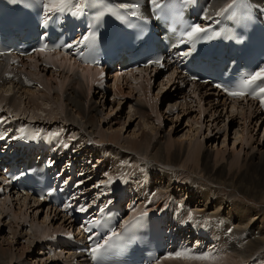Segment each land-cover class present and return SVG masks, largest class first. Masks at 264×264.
Segmentation results:
<instances>
[{"label": "bare ground", "instance_id": "obj_1", "mask_svg": "<svg viewBox=\"0 0 264 264\" xmlns=\"http://www.w3.org/2000/svg\"><path fill=\"white\" fill-rule=\"evenodd\" d=\"M225 1L226 0H209V4H210L209 8L211 10H215L216 8L222 6ZM50 70L51 72L47 76L46 73H48V71ZM30 73H31L30 75L31 77L34 76L37 78V80H35L37 82V85L32 90L30 88L24 87L26 86V84L24 83L29 82L28 78L26 77V74H30ZM101 74L102 71H100L98 67L84 65L82 63L80 64L79 62L75 61L71 56L59 52L44 53L37 51L34 52L32 55H27L23 57L15 56L13 54L2 55L0 56V110H2V112L6 111L4 113H6V115L8 116H11L7 114L9 113L10 110H12L14 113H17L18 111V114L21 113L24 116H28L32 114V116H30L31 121L35 117H40L39 116L40 114L38 113L41 110L42 111L41 115H43L44 119L61 120L60 122H63L64 125L67 126L65 128L66 135L72 137L73 136L77 137V135H80V137L77 139L78 140L77 143L81 147L78 150L74 148L73 150H75V152L83 154L86 153V150L88 149L89 151L87 153L92 152L93 149L98 152V148L100 146H98L97 144L101 143L104 146L111 144L109 139L110 137L113 136L107 135L106 131L102 129L101 119L99 118L98 109L91 107L90 104H87L88 102L87 103L85 102L86 97L85 96L82 97V94H85V89H88V93H91L95 88V86H98L99 88L101 86L103 89H105L104 85L106 80L105 77L102 76ZM137 74L142 75L143 77L141 76L136 77ZM160 76L162 77L161 79H164L169 84H171L172 82L176 84V82L179 81L185 83L183 85L181 83V87L179 86L181 88L180 92H182V90H185L187 94H189L190 96H194L195 98H198L199 101L200 100L202 101L203 98L205 99L208 98L209 102H212V104L217 105L214 107V110L217 113L220 108L222 110H225L226 107L223 106L231 105L233 114L237 112L240 113L239 111H242L240 115L243 114V118L246 117L248 118V120H250L251 118L256 117L257 120L255 121H257V123L259 122V120L264 119L263 113L259 111L255 113L256 109H258L255 101L250 99H243V100L224 99L220 97V93L213 90L211 86H207L206 84H202L198 82H194V83L187 82L182 72L175 69H173V71L167 72L166 74L160 73L155 75L154 71L148 70L145 67L135 72L131 71L129 72V74L126 75L114 76L115 93L117 92L123 93L125 88H127L129 89V92L132 91V93L130 92V94L132 95L133 92L135 94L136 93L139 94L138 96L144 95V91L146 89L148 90V87H150L151 84H153V80ZM119 80H121V82ZM163 81L161 83H163ZM123 83H126L125 88L122 85ZM160 85L163 86V84ZM9 86L10 88H7ZM180 92L178 94L181 96L182 99V95ZM102 95L104 97L105 92H103ZM145 98H147V96ZM183 98H184L183 100H185L186 96L183 95ZM189 99H192V97H190ZM183 102H182V107L184 105ZM43 103H46V105H43ZM159 104L160 101H157L155 104H152L154 105L153 107L154 111H152L153 113H156L155 109H157V106ZM198 105L200 104L198 103ZM142 108L143 107H141V109ZM214 113H212L211 116H213ZM149 114L150 113L148 112H144V116H147L148 119L151 120V116H149ZM156 115L158 119L161 116L159 115V113H156ZM13 118L15 119V117ZM148 122L151 123L150 121ZM67 128L70 130L72 129L73 133L72 131L69 132ZM74 132H77V134H74ZM188 134L191 135L190 132L187 133V136ZM247 137L245 141H247V143H250ZM114 138H116V136H114L112 139ZM203 138L206 137L204 136ZM68 139L70 140V138ZM151 139L152 138H150L149 134L146 133L141 137V139L130 140L128 142L129 144L128 147H132L133 149L138 150V154L141 153L144 154L143 148L146 146V143L150 142ZM57 140L60 141L59 139ZM172 140H173L172 137L168 138L167 140L164 139V141H167L166 145H163L162 142L158 141L162 143V145L159 146V149L156 152L151 151V153H149L150 155H147L146 157L143 156V158L153 157V159H158L164 163L161 164L162 166L160 165V163L158 164L157 162L146 163L143 165V166H150V169H148L151 172L150 182H151V178H153L152 171H155L156 169L158 170V172H161L162 175L174 176L175 178H173L172 180L178 181L180 176L184 175L180 179L182 180L180 181L181 185L184 186L186 192L188 191L189 194H191L190 197L194 198L195 195H197V193H202L200 192L201 187L200 189H197L195 186L197 182L195 175H197L201 177V179L204 178L208 180L210 183H213L214 187H217L216 184H221V186L230 187L231 189L237 190L239 193L240 192L248 193L249 196L251 197L255 196L259 198V200L261 199L264 202V150L261 151V149H258L257 153L253 152L252 155H249V152L246 153L247 158L246 159L243 158L244 160V161L242 160V163L244 162L243 165L240 163V159L239 161L238 159H235V165H239V166L237 168L233 167L234 168L233 169L232 166H230V168H228L229 166L227 167L228 162H226L224 157H221L222 159L214 158L215 160H213L211 158L212 157L211 149L210 151H207L206 149L205 152H202L201 150L202 148L203 149L205 148V144L202 140L199 139V137H194V139L190 138L188 141H186L185 139H181L182 141H175V140L172 141ZM170 142H172L173 144L171 143V145H168ZM113 145H117V144L114 143ZM172 145L174 146V148ZM117 147L122 149L120 145H117ZM252 147L253 145L251 146V148ZM253 148L255 149V147ZM113 152H117V151H113ZM185 153H187L186 155L187 158H185L184 162L181 164L183 167H185V169H180L179 170L180 172L176 173L175 168L179 165L181 161L180 157ZM84 158H82V163H83L82 170L83 171L85 170L86 172L85 173L82 172L85 176L80 178L81 180L79 181V183H83V184L85 183L84 186L81 185L82 188L89 189L88 186H86V183L89 182V178L91 177L89 176V178H87L86 176L89 173V168L87 165V161H85L86 159ZM119 158L121 159V157ZM195 161L197 163H195ZM116 163L118 165V162ZM140 174H141L140 172L137 173V175ZM185 177L189 178L187 180L190 183L183 182ZM94 186L90 185V187H94ZM152 188L154 187L151 185V189ZM158 192H160L162 196L168 198V200L170 201L172 195L170 192V188H167L166 191H163L161 189L158 190ZM207 193L208 195L205 192H203L202 195L200 194V198H201L200 200L203 199L204 203L207 205L209 199H211L216 202L217 204L216 206L222 208V206L219 203L220 200L219 195L221 194V191L217 190V188H212ZM14 199L16 201H13ZM178 199L180 201L183 200L185 204L189 205V207L192 209V207L190 206V202H188V200H186L185 197L184 199L183 198L182 199L178 198ZM192 200L193 199H190V201ZM14 203L15 205L17 204L16 209L14 207ZM229 206H228L229 207L228 212L224 215H222V213L220 212L211 215L207 211L202 213L201 211L195 212L193 210L201 218L206 216H213L212 217L213 220L214 217H217L218 222L221 221V224H217L216 222L213 223V221L212 224L220 225L219 228L221 230V236L217 237L215 241V244L218 243L219 246L216 245L215 248L218 247L217 249L219 252L224 251L223 253L224 255L218 257L216 256V252L215 255L209 254L207 256L208 258H206V262L209 264L222 263L220 261L226 257L229 260L228 264H239L243 260L249 261V258L252 257L254 252L256 250H259L261 246L264 245L263 242L264 237L262 239V237L260 236L261 237L260 238L259 235L257 234V231L255 232V229L257 227L253 231V228L250 229L248 228V225L242 223L243 222L242 218H244V216L242 217V214H244L245 216L248 215L245 212V208H244V212H242L243 207L246 205L244 206L241 205L242 206L241 207L237 202L231 201L229 203ZM43 208L44 207L40 204L39 201L36 202L34 200H29V197L27 195L13 197L10 194V195H5L3 199H0V216H1L0 234L3 233L4 227L8 228V236L3 237L2 235H0V264H29L28 261H24L23 259L25 257L24 255L27 252L33 251L34 247H36L35 245L37 244L42 246L45 244V246L48 245L50 248L55 247L53 253L49 255L51 260L47 259L46 261H44L45 264H55V262L60 264L63 261L71 262L72 260H74L71 253L65 255L64 249L57 250L56 248L58 247L56 246V243L51 240L54 239L55 237H59L63 235L64 233H66V231L69 230V229L66 230L65 228L71 227L70 219L67 218L66 216L65 218L62 219L56 212L53 213L48 212V208H47L46 209L47 214L45 218L48 219L49 221V219L51 218L49 217V215L51 216L52 214L54 220L59 219L60 221H62V223L60 222L61 224L60 227L58 226V224H56L58 227L56 226L55 229L53 228L54 226L47 227V225L49 224L48 222H47L48 224L46 223L47 225L44 226L45 224L43 223L42 220H41L42 222L40 221V223L42 224L41 225L37 221V216L38 213H40L43 210ZM249 208L251 207L249 206ZM34 211L36 212L34 213V215H32L33 220H31L30 217L32 216L29 215L30 212H34ZM228 215H232L237 219L241 218L242 222H240V224L235 223L237 225H234L233 222L229 220V218H227ZM5 218L7 222L6 225H4L5 223L4 224L1 223L2 220ZM45 218H44L45 220L44 222L47 221ZM259 221L264 222V217H261ZM24 225H27L30 230V231L28 230L29 232H27V234L29 235L28 238H26L25 236L26 234L24 235V233H22L21 230L23 227H25ZM253 225L256 226L257 223L256 225L255 224ZM224 231L226 232V235L223 234ZM21 239H24V242L19 243ZM221 242H222V247H225L224 249L220 247ZM39 249L40 250H38V255H41L43 251L41 250V248ZM234 250H237L238 252L232 255L231 252ZM258 257L259 256L256 255L254 258H258ZM183 258L188 259L187 257H183ZM191 259L193 260L194 263H197V261L200 262L202 261V259H197V258H191ZM36 260L37 261H35L33 264H41L43 262L41 258ZM164 262L168 264H182L183 261H179V259L167 258L164 260ZM224 262L225 261H223V263ZM184 264H191V263H184Z\"/></svg>", "mask_w": 264, "mask_h": 264}, {"label": "rangeland", "instance_id": "obj_2", "mask_svg": "<svg viewBox=\"0 0 264 264\" xmlns=\"http://www.w3.org/2000/svg\"><path fill=\"white\" fill-rule=\"evenodd\" d=\"M50 72H51V70L48 71V73H46V75L48 76V74H50ZM163 74H166V73H163ZM30 75H31V73L26 74V77L28 78L29 82L24 83V84H26V86H24V87L30 88L32 90L37 85V82L35 81V80H37V78L34 76H33L34 77L33 78ZM138 76L143 77L142 75L137 74L136 77H138ZM29 77L31 78V81H30ZM161 78L162 77L160 76V77L154 79L153 84H151V86L148 87V90L146 89L144 91V95H141V96H138L139 94H137V93L135 94L134 92H133V95L130 94V92L132 93V91L129 92V89L125 88L126 83L122 84L125 88L123 93H120V92L115 93V86H114L115 80L112 77L105 79L106 80L105 85H104L105 89H103L101 86H100V88L98 86H96L91 93H88V89H85V94H82V97L85 96L86 97L85 102L86 103L88 102L87 104H90L91 107L98 109L99 118L101 119L102 129H104L106 131L107 135H112L113 137L116 136V138H114V139H112L113 137H110L109 140H110L111 144H108L106 146H104L101 143H98L97 145L100 146L98 148V152L93 149V153L94 154L96 153L95 157L93 158V159H95L94 160L95 163L93 161V165H96L97 167L101 166L102 167L101 173H105L103 166H104V164L108 163L109 160H110V162H112V164H111L108 171L112 170L114 167L117 168L118 166H116L117 165L116 162H118V164L123 163L124 160L122 158L127 160V157L133 158L129 162L134 163L135 165H136V163H140V162H141V165H144L146 163H152V162H155V163L157 162L158 164L160 163V165L164 164L163 162H161L158 159H153V157L143 158V156L146 157L147 155H150L149 153H151V151L156 152L159 149V146L162 145V143H163V145H166L167 141H164V139L167 140L170 137H172V139L175 141H182L181 139H185L186 141H188L190 138L194 139V137H199V139L202 140L205 144V148L204 149L202 148L201 151L205 152L206 149H207V151H210V149H211V154H212L211 158L213 160H215L216 158L224 157L226 162H228V165H227V167L229 166L228 168H230V166H232V168L233 167L237 168L239 166V165H235V159H238V161L240 159V163L243 165L244 162L242 163V160H243V158H245V159L247 158L246 153L249 152V155H252L253 152L257 153L258 149H261V151L264 150V119L259 120V122L257 123V121H255V120H257L256 117H253L250 120H248V118H246V117L243 118V114L240 115L242 111H239L240 113L237 112V113L233 114L232 109H231V105L223 106V107H226L225 110H222L220 108L218 113H217L214 110V107L217 105H214V104H212V102H209L208 98L207 99L201 98L202 101L201 100L199 101L198 98H195L194 96H190L189 94H187L185 92V90H182V92H180V90H181L180 87H181L182 82L179 81V82H176V84H174L172 82L171 84H169L167 81H165L164 79H161ZM119 81L121 82V80H119ZM162 81H163V83H161ZM164 83H165V85H164ZM166 83H167V85H166ZM160 84H163V86ZM7 88H10V86ZM100 92H102V93H100ZM103 92H105L104 97L102 95ZM179 92L182 95V99H181V96L178 94ZM183 95L186 96L185 100L188 99V100H186L187 102L185 100H183L184 99ZM146 96H147V98H145ZM190 97H192V99H189ZM156 98H157V100H156ZM157 101H160V104L157 106V109H155L156 110L155 112L159 113V115H161L159 119H158L156 113L152 112V111H154V108H153L154 105H152V104H155ZM182 102L184 104L183 107H182ZM179 103H180V105H179ZM198 103L200 105H198ZM43 105H46V103H43ZM171 105H172V107H171ZM140 106L143 108L141 109ZM45 107H47V106H45ZM257 111H259V110L256 109L255 113H257ZM4 112H6V111H4ZM144 112L150 113L149 116H151V120L148 119L147 116H144ZM212 113H214L213 116H211ZM7 114H9L15 118L17 117L16 118L17 120L21 119V121H23V122H28V120H29L30 122L36 123L40 127H42V126L49 127L51 124H54V126H60L61 125V127H63L64 129L67 127L66 125H64L63 122H60L61 120H59V119L58 120L54 119L55 121L51 120V119H49V120L44 119L43 115H41L42 114L41 110L38 113V114H40L39 115L40 117H35L36 119L33 118L32 121H31V117H30V116H32V114H30L28 116H24L21 113L18 114V111H17V113H14L12 110H10L9 113H7ZM173 114H175V115H173ZM176 116H178V117H176ZM263 116H264V113H263ZM148 121H150L152 124L149 123ZM68 131L69 132L72 131V133H73L72 129L71 130L68 129ZM169 131H171V132H169ZM189 132L191 133V135L188 134V136H187V133H189ZM146 133H148L150 138H152V139L150 140L149 143H146V146L143 148L144 154H142V153L138 154V150H135L132 147H128V145H129L128 142L130 140L141 139V137ZM74 134H77V132H74ZM204 136L207 139L203 138ZM74 137H75L76 143H77V141H78L77 139L80 137V135H77V137L73 136V138ZM246 137L248 138L250 143H247V141H245ZM118 140H119V142H118ZM158 141H160L162 143H160ZM242 142H244V143H242ZM114 143L117 145H120V147H122L123 150L120 149L119 147H117V145H113ZM171 143L172 142H170L168 145H171ZM252 145H253V147H255L256 150L253 147L251 148ZM77 146L79 148H76V150L80 149L81 146L79 144ZM108 147H110V148H108ZM173 148H174V146H173ZM104 149H106V150L108 149L107 151H110V152H107V157H105V158H103L101 156V152H102L101 150H104ZM88 151H89V149L86 150L87 155L92 153V152L87 153ZM113 151H117V152H113ZM186 155H187V153L183 154L180 157L181 161H180L179 165L175 168L176 173H179L180 169H185V167H183L181 164L184 162L185 158H187ZM119 157H121V159ZM121 160H123V161H121ZM195 163H197V162L195 161ZM154 166H156V165H154ZM94 169H96V168H94ZM91 171H93V170H91ZM91 171H89V173ZM98 172H100V171H98ZM89 173H88V175H89ZM152 173H153V178H151V185L153 187L157 188V190L162 189L163 191H166L167 188H170V192L172 194L170 201L175 202L173 196H175V197L180 196V199H182V198L184 199V197H185L184 194H187V196H189V197L191 196V194H189L188 191L186 192V189L184 188V186L181 185L180 181H182V180H180V179L184 175L180 176L179 180L177 181V180H172L173 178H175L174 176L162 175V173L158 172L157 169L155 171H152ZM154 174L158 175V178H160V180H158V178L155 180ZM90 177H92V176H90ZM87 178H89V176H87ZM195 178L197 179L195 186L197 189H200V187H201L200 192H202V193L205 192L208 195L207 192H209L212 188H217V190L221 191V194L219 195V199H220L219 203L222 206V208H220L219 206H216L217 205L216 202L211 200V199H209V201L206 205L204 203L203 199L200 200L201 199L200 194L202 195V193H197V195H195V197L193 196L194 198L190 197V198L186 199V197H185V199L188 200V202H191L190 199H193V200L196 199L195 203L193 200H192L193 203L192 202L190 203L192 210H194L195 212L201 211L202 213L207 211L211 215L220 212V213H222V215H224L228 212L229 207H230L229 203L231 201L237 202L239 204V206L246 205L243 207L242 212H244V208H245V212L248 215L245 216L244 214H242V217L244 216V218H245V219L242 218L243 222L241 221V218L237 219L232 215H228L227 218H229V220H231L234 225L240 224V222H242V223L248 225V228H250V229L253 228V231L257 227L255 229V232L257 231V234L259 235V237L261 236L263 239V237H264V222L259 221L261 217H264L263 216L264 211H262V210H264V202L261 199L259 200V198L255 197V196L251 197L248 195V193H245V192L239 193L237 190L231 189L230 187H225V186L223 187V186H221V184H216L217 187H214L213 183H210L208 180H206L204 178L201 179V177H199L197 175H195ZM187 179H189V178L185 177L183 182L190 183ZM173 181H175V182H173ZM89 182H92V183H90L91 186L95 185L93 180H89ZM90 185H88V187H90ZM182 192L184 193L183 195H182ZM13 201H16V200L14 199ZM16 205L14 203L15 209L17 207ZM247 205H248V207H247ZM249 206L251 208H249ZM35 212L36 211L30 212L29 216L34 215ZM249 213H251V214H249ZM46 214H47V211H46V208L44 207L43 210L40 213H38L37 221L40 223V221L42 220L43 223L45 224L44 226H46L49 223L47 225V227H49V226L53 227L54 226L53 227L54 229L57 226L56 224H58V226L60 227V225H61L60 222L62 223V221H60L59 219L54 220L52 217V214H51V216L49 215V217H51V218L48 221V219L45 218ZM208 217H213V216H208ZM44 218L47 220L46 222H44L45 221ZM0 219H1V216H0ZM30 219L33 220V216L30 217ZM1 223H3V224L5 223L4 225H6L7 224L6 218L3 219ZM235 223H237V224H235ZM256 223H257V225H256ZM253 224H255L256 226H254ZM24 226L25 227H23L21 230H22V233H24V235L26 234L25 235L26 238H28L29 235L27 234V232H29L30 230H29V227L27 225H24ZM211 226L213 227L214 224H212ZM0 235H2L3 237L8 236V228L4 227L3 233ZM20 242H24V239H21L19 241V243ZM216 245H218V243H216ZM35 246L36 247H34L33 251L25 253V255H24L25 257L23 256L24 261H28L29 264H33L35 261H37L36 259L41 258L43 261L41 264H45L44 261H46L47 259L51 260L50 256H48V254L46 255V254L42 253L41 255H38V250H40L39 248H41L42 245L37 244ZM44 246H45V244H44ZM221 248L224 249L225 247H221ZM41 250L44 251L43 249H41ZM236 252H238V251L234 250L231 252V254L233 255ZM223 253H224V251H221V252L217 251L216 256L221 257L222 255H224ZM213 254L215 255V251ZM256 255L259 256L257 258L258 261H259L260 257L264 256V245H262L259 250H256L254 252L252 257L249 258V261L243 260L239 264H243V263L247 264L252 259H254V257ZM179 261H183L182 264H184V263L209 264L206 262V259H203V258H202L201 262L197 261V263H194L191 258H188V259L182 258V259H179ZM223 261H225V262L223 263ZM220 262H222V263H219V262L218 263L219 264H228L229 260L226 257V258L222 259Z\"/></svg>", "mask_w": 264, "mask_h": 264}, {"label": "snow or ice", "instance_id": "obj_3", "mask_svg": "<svg viewBox=\"0 0 264 264\" xmlns=\"http://www.w3.org/2000/svg\"><path fill=\"white\" fill-rule=\"evenodd\" d=\"M14 4H18L22 6L25 9H31L33 7L39 6L40 10L42 12V20L41 24L42 26H47L54 17L58 18L59 15L71 12L73 9L76 10L77 13L82 12L85 4H82L79 2V0H12ZM92 0H86V3H91ZM150 5L154 6V10L158 14V18H164L163 15V9L167 6L166 4L162 3V0H149ZM122 9H129L131 8V15L133 17H136L139 15V13L135 10L136 5H128L123 4L121 5ZM239 10L240 14L245 15L247 18L251 19V6L248 3V0H232L230 4L227 5L226 8H222L219 12H217V16L223 15L226 12H229V10H233V15H237V12L235 10ZM111 11V10H110ZM100 16L103 15V13L99 14ZM142 20L145 18L140 17ZM99 19V17H97ZM118 19L121 21L126 20V15L124 14H118ZM204 19H211V17L205 15ZM98 27V25H97ZM211 26L202 27L198 23H193L190 26L186 28L184 32L181 33L182 37H187V41L185 39H181V44H189L188 50L178 53V56L181 58H187L193 54L195 51V44L197 41H203L206 39H211L213 37H210L208 35L210 31ZM46 35V33H45ZM96 32H91L88 35H84L81 40L78 43H86L88 41L95 42V39L97 38ZM221 35L220 32H214V37H219ZM150 37L148 36L147 32L145 31L144 27L138 28L136 31V34L134 36V40L140 43H147L148 39ZM231 39H238L236 37H230ZM117 42L119 43L122 38L117 37ZM242 42V39L240 40ZM73 44H67L62 45L61 47H67L72 48ZM49 46L47 44H44L41 48L36 49V51H45ZM7 55L5 52H0V56ZM98 62V61H96ZM152 64H161L163 66L162 62L160 60H154L151 62ZM102 75V74H101ZM191 79H197V77L192 76ZM255 85L256 87H253ZM217 88H221L225 93H227L230 96H239L242 97L246 94H251L253 96L260 95L261 97H264V67H260L257 71L244 76L241 78L239 82H237L235 85H233L232 88H229L226 85L223 84H217ZM264 102V101H262ZM0 122H6L5 120H0ZM17 137H13V139H16ZM67 147V145H65ZM110 183V181H109ZM43 199V197H41ZM80 211H87V207H81L79 209ZM142 215H147V213H143ZM192 219V216H189V220ZM129 224V221H125V225L127 226ZM86 232H91L90 228L84 229ZM127 230V228H126ZM113 237H119L118 233L113 232L111 235H109L102 243H96L94 247L90 249L93 260H99L101 259L100 253L102 250L106 249V246L109 244V242L112 240ZM89 240L93 239V235H89ZM186 252H177L175 254L176 257H182L186 256ZM197 259H206L208 257H195Z\"/></svg>", "mask_w": 264, "mask_h": 264}]
</instances>
